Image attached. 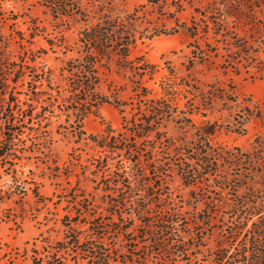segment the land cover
<instances>
[{
	"label": "rangeland",
	"instance_id": "rangeland-1",
	"mask_svg": "<svg viewBox=\"0 0 264 264\" xmlns=\"http://www.w3.org/2000/svg\"><path fill=\"white\" fill-rule=\"evenodd\" d=\"M95 25L124 30L131 44L127 60H99L95 90L108 102L81 120L79 138V116L62 111L68 66L85 52L82 31ZM6 102L0 146L9 138L12 146L0 161V264H32V244L61 239L60 218L81 205L100 219L113 212L121 226L106 238L119 253L110 264H221L258 225L248 213L264 195V0H0V106ZM5 119L12 133L4 134ZM140 119L157 128L134 140L124 123ZM108 127L118 135L113 152L91 140ZM132 174L140 193L111 205ZM150 184L179 212L165 219L184 242L182 255L169 245L145 254L155 228L143 225L138 206ZM150 211L165 213L155 203ZM255 241L260 248L264 237Z\"/></svg>",
	"mask_w": 264,
	"mask_h": 264
},
{
	"label": "trees",
	"instance_id": "trees-1",
	"mask_svg": "<svg viewBox=\"0 0 264 264\" xmlns=\"http://www.w3.org/2000/svg\"><path fill=\"white\" fill-rule=\"evenodd\" d=\"M42 1L48 5L54 4V0ZM55 11L57 14H66L64 9H61V12L59 9H55ZM80 38L83 46L85 47V52L77 60L75 65L68 66V71L72 76L70 83L71 89L69 90L67 97L69 100L64 99V102L67 105H65V108L62 110L67 112V114H70L69 110L71 109L75 115L79 116L78 118L80 119L77 121L79 123V138L84 134L81 129V120L90 114L95 115L98 107L101 104L108 102L107 97L99 95L95 90L99 84L96 67L99 60L109 53H114L116 56L120 57L121 60H127L129 55V46L131 44L128 37H125L124 30L117 32L113 31L111 25L109 27L95 25L89 30L82 31ZM131 64L132 63H130V65ZM122 67L126 68V66ZM128 69L134 70L135 67L131 66L128 67ZM145 73L146 69H141V73L139 74L142 75ZM32 99L36 100L34 97H32ZM11 102L13 104V101ZM121 105L122 104L115 102V106L120 107ZM9 106H11V103L6 102V105H1L0 108L5 111L8 110ZM152 113L155 116H158L157 111H153ZM10 123L12 122L9 119L4 120V134L6 132L12 133L14 131L12 127H8ZM124 124L125 129L131 133L130 135L134 140H138L152 134L157 128L155 121L152 119H140L138 122L127 120ZM6 135L11 136V134ZM117 136L118 135H115L114 131L108 127L102 133L91 136V140L102 149H105L108 152H113L114 150L119 149L117 146L119 142ZM11 146L12 138H9L3 145L0 146V161H2L10 152L9 150H11ZM108 160L109 155L106 156L105 162H108ZM135 164L136 162L132 161L133 167ZM123 176L124 175L117 173V181H120ZM125 178H129L127 194L125 196H119V194H116L115 198L110 199L111 205L118 206L125 204L126 199L128 197H133L132 194H134L135 191L140 193L141 189L136 184L135 175H125ZM159 180H162V178ZM117 181L115 183L116 185ZM159 184L156 186L154 184H150V187L149 185L145 186L142 195L144 204L138 206V213L142 216H146V219L143 221V225L147 228H155L153 232L149 233L150 241L147 243L148 248L147 251H145V254H150L155 249L165 250V248H167L166 246L169 245L171 247H176L172 254L182 255L186 252V249L183 248L184 242L181 239H178L176 234L173 232V228L167 225L171 224L172 221H167L165 219V214L178 217L179 212L175 209H169L167 204H163L161 192L155 191L156 188H161V185ZM2 200L3 192L0 190V203ZM152 203H155L159 210H161L159 213H165L153 215L150 211ZM80 208L83 210L81 212L85 214L83 217L82 213L78 211L75 217L68 218L63 216L60 218L61 224L64 227L61 239L52 242H49L46 237L40 239L43 244L41 249L36 247V243L32 244V264H110V262L119 260L117 247L110 242H106V238H108L110 234H118L122 232L121 226L118 225V222L114 221V213L109 212L111 214V218L109 219H105L104 217L100 219L99 217H96V215L89 214L86 206L81 205ZM251 208L252 209L248 215L251 217L257 215L258 225L255 228H252L249 238H244V240L246 239L244 247L242 250H239L237 257L235 259L233 257L228 259L229 256L224 253L219 259L221 264H264V243L257 242L258 244H261V247L258 248L256 247L257 245L255 241V237H264V216H261V213L264 210V195H262L259 202L257 204H253ZM118 217L122 216L118 215ZM107 220L109 222H115L117 227L108 225L106 223L108 222ZM82 226H85V228H82ZM243 228L244 227H239V233L244 230ZM247 232L249 233V230H247ZM173 236L176 237L173 238ZM236 238L237 237L234 235L233 240ZM134 248H136V245H134V247H129V250H135ZM168 254H171V252L168 251ZM129 258H132V256Z\"/></svg>",
	"mask_w": 264,
	"mask_h": 264
}]
</instances>
